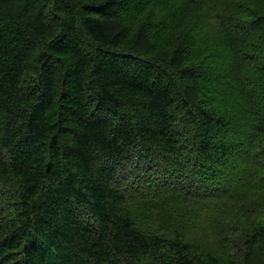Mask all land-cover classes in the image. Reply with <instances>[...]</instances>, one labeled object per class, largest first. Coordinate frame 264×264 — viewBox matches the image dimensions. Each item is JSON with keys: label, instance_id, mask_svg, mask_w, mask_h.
<instances>
[{"label": "trees", "instance_id": "obj_1", "mask_svg": "<svg viewBox=\"0 0 264 264\" xmlns=\"http://www.w3.org/2000/svg\"><path fill=\"white\" fill-rule=\"evenodd\" d=\"M0 264H264V0H0Z\"/></svg>", "mask_w": 264, "mask_h": 264}, {"label": "rangeland", "instance_id": "obj_2", "mask_svg": "<svg viewBox=\"0 0 264 264\" xmlns=\"http://www.w3.org/2000/svg\"><path fill=\"white\" fill-rule=\"evenodd\" d=\"M203 23L207 25L205 22ZM182 32H183L182 17L180 19H176V18L171 19L170 23L167 24V27L163 31L161 39L159 40L160 47H162V45L166 44L167 42H171L172 45L179 43V41L182 40ZM137 35H139V38H144L143 33L135 32L134 36H136V39L134 41L137 40ZM139 44L143 47L147 46V48H154V46L152 47V44L146 43L145 40H142ZM142 44H145V46Z\"/></svg>", "mask_w": 264, "mask_h": 264}]
</instances>
